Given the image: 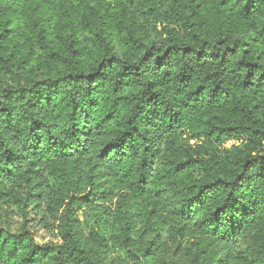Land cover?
<instances>
[{"label":"trees","instance_id":"1","mask_svg":"<svg viewBox=\"0 0 264 264\" xmlns=\"http://www.w3.org/2000/svg\"><path fill=\"white\" fill-rule=\"evenodd\" d=\"M0 264H264V0H0Z\"/></svg>","mask_w":264,"mask_h":264}]
</instances>
